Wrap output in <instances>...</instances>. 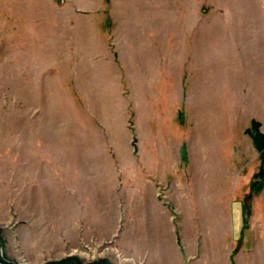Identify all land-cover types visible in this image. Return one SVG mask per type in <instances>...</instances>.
I'll return each mask as SVG.
<instances>
[{
  "label": "rangeland",
  "instance_id": "obj_1",
  "mask_svg": "<svg viewBox=\"0 0 264 264\" xmlns=\"http://www.w3.org/2000/svg\"><path fill=\"white\" fill-rule=\"evenodd\" d=\"M256 131L264 0H0L8 262L264 264Z\"/></svg>",
  "mask_w": 264,
  "mask_h": 264
},
{
  "label": "trees",
  "instance_id": "obj_2",
  "mask_svg": "<svg viewBox=\"0 0 264 264\" xmlns=\"http://www.w3.org/2000/svg\"><path fill=\"white\" fill-rule=\"evenodd\" d=\"M254 138H255V143H256V146L258 147V149L264 151V136L261 133H259L258 131H256V133L254 134ZM0 240H1V237H0ZM0 250H1V244H0ZM0 260L4 261L6 264H15V263L8 262L1 255H0ZM102 263H104V262H102ZM46 264H84V263H82L81 261H79L76 258H70L68 260H64L61 262H49ZM89 264H101V262H94V263H89Z\"/></svg>",
  "mask_w": 264,
  "mask_h": 264
},
{
  "label": "crops",
  "instance_id": "obj_3",
  "mask_svg": "<svg viewBox=\"0 0 264 264\" xmlns=\"http://www.w3.org/2000/svg\"><path fill=\"white\" fill-rule=\"evenodd\" d=\"M253 63V59L251 61ZM155 134V131H154ZM161 213L165 216V219L167 218V220H169V213L168 211H165L162 209ZM170 239L171 241V245L173 246V236L171 235L170 237H168V240ZM177 250V249H176ZM161 254H165L168 255L169 257H171V255L173 254L172 251L167 247V249L165 251H161ZM172 264V263H171Z\"/></svg>",
  "mask_w": 264,
  "mask_h": 264
}]
</instances>
